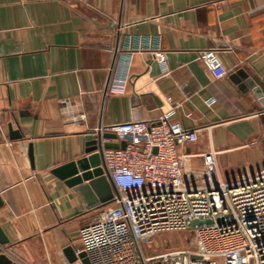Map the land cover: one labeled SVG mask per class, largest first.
Masks as SVG:
<instances>
[{
  "label": "crops",
  "instance_id": "0c3cea01",
  "mask_svg": "<svg viewBox=\"0 0 264 264\" xmlns=\"http://www.w3.org/2000/svg\"><path fill=\"white\" fill-rule=\"evenodd\" d=\"M124 34L159 36L167 69L149 53L120 57ZM201 50L218 52L224 78ZM167 98L197 131L179 150L187 176L210 151L225 181L264 171V0H0V253L81 264L63 250L79 249L102 207L87 209L53 170L84 158L99 127L157 121Z\"/></svg>",
  "mask_w": 264,
  "mask_h": 264
},
{
  "label": "built area",
  "instance_id": "2783aa9c",
  "mask_svg": "<svg viewBox=\"0 0 264 264\" xmlns=\"http://www.w3.org/2000/svg\"><path fill=\"white\" fill-rule=\"evenodd\" d=\"M140 52L167 69L159 36L124 34L119 56ZM197 56L215 80L227 75L217 51L201 50ZM166 101L170 110L155 122L94 130L113 133L125 148L101 153L114 197L79 229L77 252L90 264H264V171L225 181L210 151L200 172L187 176L179 150L197 140V131L174 120L178 104ZM60 103L71 106L69 100ZM193 221L202 224L192 227ZM166 233L188 234L184 247L148 253Z\"/></svg>",
  "mask_w": 264,
  "mask_h": 264
},
{
  "label": "water",
  "instance_id": "95a60500",
  "mask_svg": "<svg viewBox=\"0 0 264 264\" xmlns=\"http://www.w3.org/2000/svg\"><path fill=\"white\" fill-rule=\"evenodd\" d=\"M9 133L13 138L20 137L17 132L11 130V127H9ZM115 139L116 137L113 133L89 134L86 137V156L61 166L52 172L81 197L87 209L105 207L114 197V189L101 168V153L105 149L122 150L125 148L124 142H103V140L111 141ZM29 157L32 162L31 150ZM207 223L210 222H205V224ZM200 224L202 223L193 221L190 225L194 227ZM7 243L8 239L0 227V248L7 245ZM63 253L70 263L78 260L81 264H90L85 253L77 252V249L71 245L64 248ZM0 264H11L3 253H0Z\"/></svg>",
  "mask_w": 264,
  "mask_h": 264
},
{
  "label": "rangeland",
  "instance_id": "374dc122",
  "mask_svg": "<svg viewBox=\"0 0 264 264\" xmlns=\"http://www.w3.org/2000/svg\"><path fill=\"white\" fill-rule=\"evenodd\" d=\"M188 234L166 233L156 238L148 248V253H161L163 251L181 249L184 247Z\"/></svg>",
  "mask_w": 264,
  "mask_h": 264
},
{
  "label": "trees",
  "instance_id": "16d2710c",
  "mask_svg": "<svg viewBox=\"0 0 264 264\" xmlns=\"http://www.w3.org/2000/svg\"><path fill=\"white\" fill-rule=\"evenodd\" d=\"M110 204V203H109ZM109 204H107L106 206H108Z\"/></svg>",
  "mask_w": 264,
  "mask_h": 264
}]
</instances>
